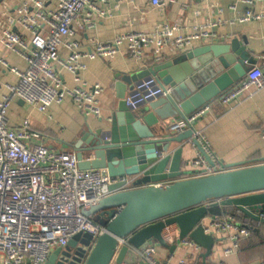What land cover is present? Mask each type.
<instances>
[{"label":"built area","instance_id":"2783aa9c","mask_svg":"<svg viewBox=\"0 0 264 264\" xmlns=\"http://www.w3.org/2000/svg\"><path fill=\"white\" fill-rule=\"evenodd\" d=\"M110 1L26 0L12 14L5 15L3 21L0 19V47L18 54L26 64L24 70L17 69L0 55V71L16 76L14 83L4 85L7 92L0 97V264H44L52 250L65 247L77 233L88 232L94 239L102 235L105 226L83 215L81 209L85 205L97 204L111 193V184L126 179L103 176L97 169H80L74 151H56L43 144L30 143L40 134L30 128L27 118L16 126L9 125L7 111L10 103L21 100L44 111L68 97L85 117H100L98 96L103 88L98 83L84 87L85 83L79 76L80 71L86 68L82 59L111 58L125 43L128 54L139 60L143 57V49L151 44L155 45L158 53L164 47L182 50L197 39L215 37L207 29L210 23L196 25L191 33L183 35L175 34L170 25L161 23L152 31H132L109 41L91 39L83 44L72 39L77 33L93 28L96 18L106 15V7L101 5L106 6ZM258 1L262 0H235L231 8L236 9L238 2L249 6L238 17L239 21L261 18L264 13L255 14L250 7ZM163 2L150 0L153 6H160ZM62 47L68 50L65 58L59 55ZM59 67L72 75L74 86L63 84ZM250 86L264 88V68L253 66L237 85L221 95L220 101L230 105ZM169 91V86L149 76L136 81L124 100L128 107L134 109L146 101L168 95ZM207 110L208 106H205L176 123L172 130L179 133L194 127L195 121ZM194 130V136L211 163L197 150L196 156L188 163L192 172L185 177L224 171V164L215 158L205 136ZM120 210L121 207L116 208V212ZM255 223L240 210L228 208L219 217L204 218L201 227L215 241L220 237L227 241L222 255L228 256L238 251L240 240L251 234ZM161 234L166 243L188 248L192 251L189 257L198 258L201 247L189 238L180 239L176 225L164 226ZM122 244H127L126 238L119 239V245ZM158 248L159 245L153 242L144 249L134 250L144 264H173V253L161 259L157 254ZM174 264L190 263L189 259L180 258ZM218 264L224 263L220 261Z\"/></svg>","mask_w":264,"mask_h":264},{"label":"water","instance_id":"95a60500","mask_svg":"<svg viewBox=\"0 0 264 264\" xmlns=\"http://www.w3.org/2000/svg\"><path fill=\"white\" fill-rule=\"evenodd\" d=\"M253 64L245 47L233 39L228 45L181 51L147 70L122 76L116 83L120 100L107 128L83 132L72 143L80 169L126 178L111 184V193L97 204L81 209L83 215L105 226V232L96 239L88 232L77 233L65 247L52 250L44 264H144L134 249L154 242L173 253L176 245L166 243L161 234L171 224L177 226L180 239L189 238L203 249L199 257L206 264L215 239L204 233V218L236 208L264 224V161L225 164L219 173L186 178L181 167L182 145L170 149L173 143L186 140L211 163L193 126L179 133L172 128L209 103L220 101ZM149 76L169 86V94L134 109L128 107L126 86L131 89ZM117 207H121L119 212ZM120 238H126L127 244L119 245Z\"/></svg>","mask_w":264,"mask_h":264},{"label":"crops","instance_id":"0c3cea01","mask_svg":"<svg viewBox=\"0 0 264 264\" xmlns=\"http://www.w3.org/2000/svg\"><path fill=\"white\" fill-rule=\"evenodd\" d=\"M25 1L0 0V19L3 21L5 15L12 14L13 10L21 7ZM234 2L235 0H164L162 5L153 6L150 0H111L106 6L101 5L102 8L106 7V15L96 18L93 28L77 33L72 39L83 44L91 39L109 41L117 35L132 31H152L161 23L170 25L178 35L191 33L196 25L210 23L207 29L214 33L215 37L197 39L191 46L182 50L164 47L158 53L155 52V45L151 44L143 49V57L139 60L128 54L125 43L111 58L82 59L86 68L80 71L79 76L85 83L84 87L98 83L103 88L98 96L100 117H85L68 97L44 111L32 108L21 100H13L7 111L9 125L16 126L22 119L27 118L30 128L40 134L39 138L30 140V143L43 144L56 151H73L72 143L83 132L94 131L99 127L107 128L109 118L120 100L116 83L122 76L147 70L171 59L181 51L210 44L228 45L233 39L241 43L253 59L254 64L249 66V69L255 65L264 68V16L239 21L238 17L243 15L249 6L238 2L236 9H233L231 4ZM250 7L255 14L264 13V0ZM12 29L16 28L13 26ZM18 31L21 30L18 28ZM23 34L27 35L26 32ZM0 55L9 65L20 70L25 69V61L18 54L0 47ZM59 55L65 58L68 50L60 48ZM59 73L66 87L75 85L69 72L59 67ZM15 81L16 76L13 74L0 71V97L7 92L4 85ZM129 88L130 85H127L125 96ZM207 106L208 110L195 121L194 128L205 136L210 150L219 162L224 165H251L264 161V88L250 86L230 105L216 101ZM179 145H182L181 167L189 175L192 169L188 163L196 156L197 149L186 140L173 143L170 149ZM226 245L224 238L216 239L206 264H218L220 261L224 264L264 263V224L253 225L251 234L240 240L236 253L223 256L222 250ZM191 252L188 248L176 245L171 262L174 264L180 258H187L190 264H202L199 256L195 259L189 257ZM201 252L202 248L199 254ZM169 253V250L162 246L157 250L161 259H165Z\"/></svg>","mask_w":264,"mask_h":264}]
</instances>
